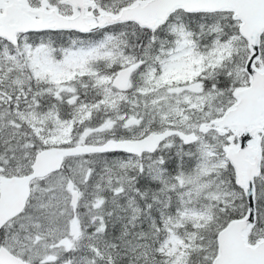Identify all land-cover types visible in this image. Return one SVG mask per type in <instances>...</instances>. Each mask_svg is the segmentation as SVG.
<instances>
[{
  "label": "snow or ice",
  "instance_id": "snow-or-ice-1",
  "mask_svg": "<svg viewBox=\"0 0 264 264\" xmlns=\"http://www.w3.org/2000/svg\"><path fill=\"white\" fill-rule=\"evenodd\" d=\"M0 264H264V0H0Z\"/></svg>",
  "mask_w": 264,
  "mask_h": 264
}]
</instances>
